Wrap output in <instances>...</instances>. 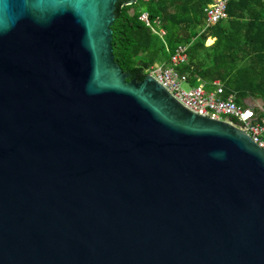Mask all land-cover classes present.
<instances>
[{
    "label": "water",
    "instance_id": "95a60500",
    "mask_svg": "<svg viewBox=\"0 0 264 264\" xmlns=\"http://www.w3.org/2000/svg\"><path fill=\"white\" fill-rule=\"evenodd\" d=\"M120 1L0 0V264H264V151L127 80Z\"/></svg>",
    "mask_w": 264,
    "mask_h": 264
},
{
    "label": "trees",
    "instance_id": "16d2710c",
    "mask_svg": "<svg viewBox=\"0 0 264 264\" xmlns=\"http://www.w3.org/2000/svg\"><path fill=\"white\" fill-rule=\"evenodd\" d=\"M212 1L118 2L112 26L115 60L128 81L141 82L152 65L168 63L178 46H188V61L177 70L192 87L205 83L212 90L219 81L241 106L248 107V99L261 100L263 111L255 110L264 115V0H231L228 18L203 31ZM145 12L162 21L163 38L140 19ZM211 37L216 40L207 46Z\"/></svg>",
    "mask_w": 264,
    "mask_h": 264
},
{
    "label": "built area",
    "instance_id": "2783aa9c",
    "mask_svg": "<svg viewBox=\"0 0 264 264\" xmlns=\"http://www.w3.org/2000/svg\"><path fill=\"white\" fill-rule=\"evenodd\" d=\"M231 0H213L205 9L206 31L228 18L227 5ZM140 19L161 38L166 35L159 18L152 20L147 12ZM188 46L180 45L173 53L170 64L156 63L147 70V76L153 77L183 107L189 111L215 120L230 121L231 124L246 132L252 141L264 151V115L256 108L244 107L236 102L234 94H226L225 88L216 83L214 90H207L204 84L184 90L183 84L189 85L186 75L177 68L188 61ZM263 111V109H260Z\"/></svg>",
    "mask_w": 264,
    "mask_h": 264
},
{
    "label": "crops",
    "instance_id": "0c3cea01",
    "mask_svg": "<svg viewBox=\"0 0 264 264\" xmlns=\"http://www.w3.org/2000/svg\"><path fill=\"white\" fill-rule=\"evenodd\" d=\"M215 38H209L208 40H207V43H206V45L207 46H209V45H211L212 43H214L215 42ZM156 64V63H155ZM168 64H170V61L168 62ZM216 83H220L219 81H216V82H214V86L216 87ZM201 84H203V83H201ZM221 84V83H220ZM204 85H205V83H204ZM222 85V84H221ZM189 86L190 87H192L190 84H189ZM223 86V85H222ZM205 87H206V85H205ZM215 87H214V89H215ZM207 89V88H206ZM214 89H212V90H214ZM208 90V89H207ZM261 102L262 104H260V103H256V102ZM247 105H248V107H252V108H259V109H263V102L261 101V100H252V99H248L247 100Z\"/></svg>",
    "mask_w": 264,
    "mask_h": 264
},
{
    "label": "rangeland",
    "instance_id": "374dc122",
    "mask_svg": "<svg viewBox=\"0 0 264 264\" xmlns=\"http://www.w3.org/2000/svg\"><path fill=\"white\" fill-rule=\"evenodd\" d=\"M182 88H183L184 90H190V89H191V87H190L189 85H187V84H183V85H182ZM256 103H260V104H262L260 101H259V102H256Z\"/></svg>",
    "mask_w": 264,
    "mask_h": 264
}]
</instances>
